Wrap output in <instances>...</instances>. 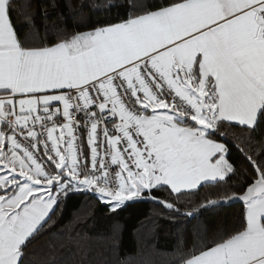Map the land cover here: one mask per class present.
<instances>
[{"label": "snow or ice", "instance_id": "snow-or-ice-1", "mask_svg": "<svg viewBox=\"0 0 264 264\" xmlns=\"http://www.w3.org/2000/svg\"><path fill=\"white\" fill-rule=\"evenodd\" d=\"M15 7L0 0V264H26V242L74 193L189 218L242 201L226 238L188 249L178 236L175 264H264V153L245 156L237 192L220 142L264 128V0H129L125 16L39 45L20 38Z\"/></svg>", "mask_w": 264, "mask_h": 264}, {"label": "trees", "instance_id": "trees-1", "mask_svg": "<svg viewBox=\"0 0 264 264\" xmlns=\"http://www.w3.org/2000/svg\"><path fill=\"white\" fill-rule=\"evenodd\" d=\"M129 0H16L14 24L21 39L33 44H47L58 37L84 32L106 20L127 14ZM159 3V0H148ZM221 139L230 149V162L238 169L230 181L232 190L248 170L247 155L264 153V128L248 135L240 127L223 130ZM242 131L245 135H239ZM246 182V181H244ZM204 191H215L206 189ZM204 192L200 193L202 201ZM157 197L166 196L161 191ZM175 195V194H174ZM223 200V196H211ZM171 200V198H169ZM181 212L188 207L181 206ZM242 203L201 209L192 218L178 216L163 204L152 201L128 202L117 212L93 194H70L43 231L29 238L26 264H140L150 259L154 264H175L178 236L192 249L201 240L227 237L243 221ZM50 215H52L50 213ZM91 239L78 245L79 237Z\"/></svg>", "mask_w": 264, "mask_h": 264}, {"label": "built area", "instance_id": "built-area-1", "mask_svg": "<svg viewBox=\"0 0 264 264\" xmlns=\"http://www.w3.org/2000/svg\"><path fill=\"white\" fill-rule=\"evenodd\" d=\"M80 143L82 144V146L87 147V145H86V134L84 136H82Z\"/></svg>", "mask_w": 264, "mask_h": 264}, {"label": "water", "instance_id": "water-1", "mask_svg": "<svg viewBox=\"0 0 264 264\" xmlns=\"http://www.w3.org/2000/svg\"><path fill=\"white\" fill-rule=\"evenodd\" d=\"M242 203V201H239V200H230V201H228L226 204H224V205H229V204H232V203ZM243 204V203H242Z\"/></svg>", "mask_w": 264, "mask_h": 264}]
</instances>
